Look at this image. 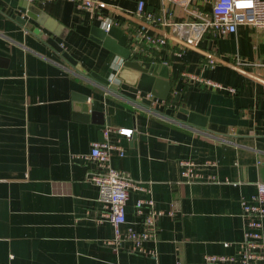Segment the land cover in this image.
I'll return each instance as SVG.
<instances>
[{
    "label": "crops",
    "instance_id": "1",
    "mask_svg": "<svg viewBox=\"0 0 264 264\" xmlns=\"http://www.w3.org/2000/svg\"><path fill=\"white\" fill-rule=\"evenodd\" d=\"M22 1L0 0V264H202L206 255L234 254L244 228L240 201L264 183V28L238 25L223 38L205 35L195 48L172 40L151 47L136 40L145 25L132 16L137 3L148 11L164 6L176 22L183 19L179 8L160 0H95L126 13L119 15L107 7L78 12L66 1L38 0L44 18L37 24L18 6ZM212 1L191 4L207 12ZM107 19L118 22L110 45L95 35ZM122 36L130 61L166 68L169 91L153 113L133 108L140 104L136 96L146 94L114 79L122 60L110 46ZM209 59L217 62L209 65ZM73 94L86 96L88 110L110 126L75 120ZM180 107L202 126L177 119ZM119 129L132 133L122 137ZM104 133L123 150L122 157L111 156V167L148 185L162 213L156 241L142 245L151 255L126 242L113 245L87 180L96 165L85 157ZM180 161L213 163L199 173L215 175L217 183L178 184ZM140 196L129 193L127 225L135 222Z\"/></svg>",
    "mask_w": 264,
    "mask_h": 264
},
{
    "label": "built area",
    "instance_id": "2",
    "mask_svg": "<svg viewBox=\"0 0 264 264\" xmlns=\"http://www.w3.org/2000/svg\"><path fill=\"white\" fill-rule=\"evenodd\" d=\"M47 1L69 2L78 12L91 11L95 6H101L119 15L126 14L116 7H108L95 0ZM160 1L179 8L183 13V19L178 22L174 21L172 13L164 9V6L159 7L157 11H148L144 9L142 2H138L132 16L145 24L143 31L137 33L138 43L158 47L165 45L167 40H172L179 48H195L205 35L213 39L223 38L235 33L238 25L264 28V0H213L207 12L193 7L192 0ZM117 25L116 20L107 19L102 22V29L106 32ZM215 62L217 61L213 59L208 60L209 65ZM199 82L209 89H222L220 85L208 80L199 79ZM226 90L230 94L234 93L233 89ZM136 99L139 103L142 99L151 100L149 107H144L142 104L133 105V108L146 113H153L155 106L164 105V101L153 99L149 94L136 96ZM116 133L129 138L132 130L119 129ZM113 154L122 157L123 150L118 145L110 144L105 133L102 141L91 143L85 159L93 162L96 168L87 175V180L95 186L96 200L105 210L103 218L112 228L113 245L117 246L120 242H126L132 251L141 255H151V252L143 250L142 245L156 241L157 219L162 216V213L154 209L148 185L134 182L124 172L111 167L110 158ZM178 167V184L198 181L217 183L215 175L209 174L202 177L199 173L201 169L213 168V163L194 164L190 161H180ZM254 187V194L248 200L241 199L240 201L244 228L241 241L235 243V253L206 255L203 257L202 264H264V239L262 237L264 183H257ZM131 191H136L141 196L133 204L135 222L127 225L124 206ZM167 216H173L172 210L167 212ZM121 226H125L123 233L120 232ZM222 246L227 248L229 244L223 243Z\"/></svg>",
    "mask_w": 264,
    "mask_h": 264
},
{
    "label": "water",
    "instance_id": "3",
    "mask_svg": "<svg viewBox=\"0 0 264 264\" xmlns=\"http://www.w3.org/2000/svg\"><path fill=\"white\" fill-rule=\"evenodd\" d=\"M40 2L38 0H23L22 4L18 6L25 10L26 17L37 24H40L43 21L44 15L40 13L37 9V5ZM32 15V16H31ZM95 35L98 40L105 41L108 44L107 37H113L114 32L110 29L107 32L99 30ZM118 44L116 47L110 46L111 50L118 55L122 63L118 70L114 75V79L121 82L123 85L128 87H132L144 94H149L153 99L165 100L166 95L169 91L167 88V83L164 81L167 79L166 68L164 66L158 67V65L151 63H136L129 60V53L124 48L125 44V36L121 38H117ZM51 47L57 52H61V48L58 47L55 43L49 42ZM110 45V44H108ZM62 57L75 69H77L80 73H84L79 66L75 64V62L66 54L62 53ZM93 78L95 76L91 75ZM158 79V80H156ZM96 80L103 84L107 85L108 80L105 79H97ZM72 100L79 104L78 111L73 113V118L78 121H84L95 124L99 129H105V127H109V119L103 120V115L100 112L89 111L84 102L87 101V97L83 95L73 94ZM151 100L142 99L140 104L144 107H149ZM109 117V115H108ZM177 119L184 121L191 125L202 126L199 124V120L192 113H187L182 107L178 109V113L176 116Z\"/></svg>",
    "mask_w": 264,
    "mask_h": 264
}]
</instances>
